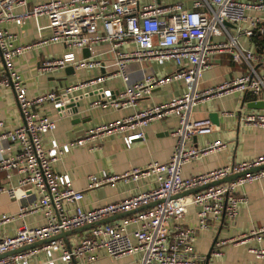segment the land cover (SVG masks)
I'll return each mask as SVG.
<instances>
[{"label": "built area", "instance_id": "built-area-1", "mask_svg": "<svg viewBox=\"0 0 264 264\" xmlns=\"http://www.w3.org/2000/svg\"><path fill=\"white\" fill-rule=\"evenodd\" d=\"M26 4L27 0L0 1V53L5 68L0 84L13 87L24 120L21 126L0 134V142L8 141L7 147H0V172L6 173L10 184L0 187V195L6 194L19 206L15 214H0V229L19 220L22 222L13 236L0 232V264H32L31 260L41 255L46 259L37 260L36 264H93L101 252L113 259L138 254L141 256L139 264H204V257L195 249L198 233L210 229L223 218L233 220L237 217L243 201L238 190L264 177V170L249 172L264 165V156L185 177L183 167L186 164L226 147L222 141L207 143L203 149L189 146L193 138L213 131L208 120H193L191 114L198 103L208 98L251 93L262 99L264 75L256 71V65L262 60L258 53L246 49L241 39L251 40L257 48L253 38L264 37V0H193L191 10L181 2L160 0H52L16 13L17 8ZM42 18L47 19L48 25L39 30L48 29L51 36L39 45L61 43L68 49L63 58L44 62L42 70L72 66L76 71L101 69L104 75L69 86L62 94L51 91L29 97L15 60L34 45H18L16 35L3 25L19 26ZM102 44L110 46V60L93 59L97 47ZM130 44L135 48L125 50ZM84 49H89L91 58L81 56ZM220 54H228L235 65H245L248 72L214 88L198 90L203 74ZM147 64L173 66L175 71L158 76L145 66ZM131 66H137L141 74V79L133 83ZM109 77L121 78L126 84L125 90L117 94L104 91L92 108H133L134 113L119 121L93 127L84 137L71 143L52 140L47 147L46 137L57 124L41 115L39 108L48 102H62L64 96L104 83ZM175 81L185 83L187 91L183 95L164 104L136 109L155 89ZM63 106L59 104L58 108L64 111ZM171 116L177 117L179 122L171 133L176 144L169 162H155L122 176L100 171L88 177L89 190L122 181L151 185L146 191L86 211L82 206L84 192L73 188L68 175H59L53 170L54 163L74 147L90 146L116 133L124 134V143L130 147L145 138L147 126ZM245 121L264 128V114H248ZM4 125L0 112V128ZM245 172L249 173L232 182L174 199L185 191ZM13 178L17 179L16 186L11 184ZM191 206L198 208L195 226L184 224ZM141 208L145 209L120 222L71 235V242L69 238L53 240L62 233ZM38 214L44 217L43 225L32 227L26 222L27 217ZM251 236L263 241L264 226L253 231ZM35 244L41 245L24 250ZM226 244V241H217L214 248L220 250ZM252 253L257 259H264V249H252Z\"/></svg>", "mask_w": 264, "mask_h": 264}, {"label": "crops", "instance_id": "crops-1", "mask_svg": "<svg viewBox=\"0 0 264 264\" xmlns=\"http://www.w3.org/2000/svg\"><path fill=\"white\" fill-rule=\"evenodd\" d=\"M1 1V0H0ZM52 0H27L25 6L16 9V13L32 9L33 6ZM66 1V0H63ZM149 0H143L148 2ZM162 2H181L185 8H193V0H160ZM48 21L45 18L38 22L30 20L24 25L7 23L3 28L16 35L18 45H34V47L18 56L15 60L16 69L21 74L28 89L29 97H36L46 92L54 91L62 94L65 88L89 81L100 75H104L101 69L94 71H76L72 66L42 70L44 62L53 58H63L68 49L61 43L39 45L42 40L51 36V31L40 27H46ZM242 45L259 54L262 62L256 65L259 75H264V50L259 51L253 42L242 38ZM38 44V45H37ZM134 45L130 44L125 50H133ZM110 46L102 44L97 47L94 60H110ZM78 58L80 57L77 54ZM84 57L83 52L81 54ZM158 76L170 75L175 71L173 66L161 67L154 64L152 67ZM72 67L74 72L68 70ZM153 68V69H152ZM4 68V61L0 53V81ZM137 66L130 67L131 82L141 79ZM248 72L245 65H235L228 54H220L214 58L213 66L207 70L199 82L198 90L204 91L214 88L221 83L237 78ZM126 84L119 77L107 78L104 83L96 84L64 96L62 102H48L39 108L43 116L54 120L57 128L46 137V146L50 147L51 141L56 140L60 144H67L85 136L93 127L119 121L134 113L133 108L112 109L92 108V104L99 100L104 91L111 90L115 94L125 90ZM187 91L183 81H175L161 88L155 89L150 96L141 100L136 109L143 110L148 107L168 102L176 96L183 95ZM246 97V98H245ZM264 97V95H263ZM251 93L231 94L220 98H208L200 102L192 110L191 119L208 120L213 125V131L208 135L197 136L192 139L189 146L203 149L207 143L222 141L225 148L207 154L196 161L190 162L183 167V175L190 177L212 170L237 165L244 162L254 161L264 156V128L255 127L245 121V116L251 113L264 114L263 109L250 108V103L263 101ZM74 100L78 105V111L67 107ZM59 104L64 105V111L60 110ZM0 112L4 127L0 128V134L7 130L17 128L24 122L16 93L12 86L0 84ZM214 114L216 118L212 117ZM179 119L175 116L156 121L145 128V138L135 141L130 147L124 143V134L116 133L104 140L90 146L74 147L71 151L61 157L53 165V170L59 175H68L72 179L73 188L84 192L82 206L84 210L90 211L101 206L122 201L130 198L139 192L148 190L151 185L147 184H126L122 181L115 185H105L98 189L89 190L88 177L100 171H106L109 175L122 176L134 169H144L152 163H167L171 159L176 144L172 136V130L177 128ZM8 146V141L2 140L0 147ZM17 185V179L13 178L12 183ZM10 184L7 175L0 172V187H8ZM243 201L239 204V212L236 218L229 220L223 218L216 225L208 230L200 231L195 243L196 252L204 257L206 264L207 255L213 247L215 238L219 235L218 241H226L227 244L220 250L214 248L209 264H264V259H257L252 249H264V240L259 242L256 237L251 236L264 226V177L243 185L238 190ZM19 210L16 202L11 201L6 194L0 195V214H15ZM198 208L191 206L185 216L184 224L187 226L197 225ZM121 219H114L109 223L120 222ZM26 222L32 227L44 224V217L41 214L29 216ZM22 222L16 221L0 229L4 235L13 236ZM69 242L72 237L65 238ZM37 244L35 247L40 246ZM12 254V253H10ZM9 254V255H10ZM41 255L38 259L31 260L36 264L37 260H45ZM140 255L126 256L113 259L105 252L100 253L99 259L93 264H139Z\"/></svg>", "mask_w": 264, "mask_h": 264}, {"label": "water", "instance_id": "water-1", "mask_svg": "<svg viewBox=\"0 0 264 264\" xmlns=\"http://www.w3.org/2000/svg\"><path fill=\"white\" fill-rule=\"evenodd\" d=\"M83 55H84V58H91V53H90L89 49H84V50H83ZM67 69H68V70H71V71L74 72V70H73L72 67H68ZM245 98H246V97H245ZM78 105H79V104H76L74 100H71V104H67V107L77 112V111H78ZM249 107H250V108H254V109H263V108H264V102H263V101H258V102H255V103H250V104H249ZM212 117L216 118L217 116L214 114V116H212ZM263 170H264V165H262V166H260V167H258V168H255V169H253V170H251V171H249V172H250V173H255V172H260V171H263ZM249 172H245V173H242V174H236V175L230 176V177H228V178H226V179H224V180H222V181L215 182V183H211V184H209V185H207V186H205V187H202V188H198V189H193V190L185 191V192H183V193H181V194L175 196L174 199H178V198H183V197L190 196V195H192V194H194V193H196V192H198V191L204 190V189H206V188H208V187H211V186H216V185H220V184H223V183H229V182H232V181H234V180H236V179H239L240 177L245 176V175H246L247 173H249ZM157 203H158V202H156V203L150 205L149 207L154 206V205H156ZM149 207H146V208H149ZM143 209H145V208H141V209H139V210H137V211H134V212H131V213L120 214V215L114 216V217H112V218H109V219H107V220H104V221H101V222H98V223H95V224L87 225V226L82 227V228H80V229L73 230V231H71V232H65V233H62L61 235H59V236L53 238V240L65 239V238H67L68 236H71V235L81 234V233H83V232H85V231H88V230H90V229H92V228H94V227H96V226L107 224V223H109L110 221H112V220H114V219H121V218H124V217H126V216H129V215H131V214H133V213H135V212L141 211V210H143ZM218 238H219V235L215 238V241H214L213 247L211 248L209 254L207 255V261H206V264H209V261H210V259H211V256H212V253H213V250H214V247H215V243L218 241ZM36 245H37V244H35V245H33V246H30V247H27V248H25L24 250L29 249V248H33V247H35ZM13 253H14V252H13ZM13 253H12V254H13ZM9 254H10V253H9Z\"/></svg>", "mask_w": 264, "mask_h": 264}, {"label": "trees", "instance_id": "trees-1", "mask_svg": "<svg viewBox=\"0 0 264 264\" xmlns=\"http://www.w3.org/2000/svg\"><path fill=\"white\" fill-rule=\"evenodd\" d=\"M253 41L257 45V48L259 49V51H263L264 50V37L261 38V37L255 36L253 38Z\"/></svg>", "mask_w": 264, "mask_h": 264}]
</instances>
